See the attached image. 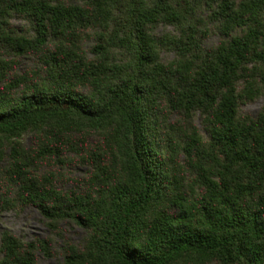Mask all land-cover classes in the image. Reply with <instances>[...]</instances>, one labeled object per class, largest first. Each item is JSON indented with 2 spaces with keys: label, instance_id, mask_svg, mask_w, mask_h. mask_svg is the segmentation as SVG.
<instances>
[{
  "label": "trees",
  "instance_id": "1",
  "mask_svg": "<svg viewBox=\"0 0 264 264\" xmlns=\"http://www.w3.org/2000/svg\"><path fill=\"white\" fill-rule=\"evenodd\" d=\"M27 208L46 234L0 229V264H264V0H0V213Z\"/></svg>",
  "mask_w": 264,
  "mask_h": 264
},
{
  "label": "rangeland",
  "instance_id": "2",
  "mask_svg": "<svg viewBox=\"0 0 264 264\" xmlns=\"http://www.w3.org/2000/svg\"><path fill=\"white\" fill-rule=\"evenodd\" d=\"M262 103L263 99L260 98L244 105L243 109L255 114ZM0 229H9L28 239L33 236H44L46 234V228L41 221V217L31 208H27L21 213H16L12 210L2 211L0 213ZM80 234V230L74 228L69 235L72 239H77ZM53 262V260H42L41 264H52Z\"/></svg>",
  "mask_w": 264,
  "mask_h": 264
}]
</instances>
